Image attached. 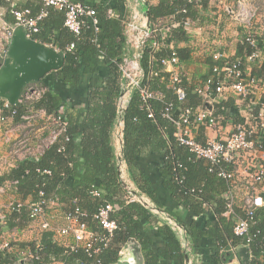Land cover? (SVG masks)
I'll return each instance as SVG.
<instances>
[{
  "label": "trees",
  "instance_id": "16d2710c",
  "mask_svg": "<svg viewBox=\"0 0 264 264\" xmlns=\"http://www.w3.org/2000/svg\"><path fill=\"white\" fill-rule=\"evenodd\" d=\"M71 1L94 10L97 24L93 25L90 18L84 17L79 34L74 35L64 26L62 11L45 8L38 0H28L22 8L12 5L11 0H0L3 10L0 17L10 25L16 24L12 16L14 10L27 9L31 17L43 10L46 12L32 38L60 51L64 64L39 82L48 91L34 107L43 109L48 115L56 114L62 107L66 124L56 143L37 159L19 162L0 175V186L17 182L10 190L16 198L13 209L4 220L9 228L36 220L30 218L32 206L41 205L45 215L57 208L64 220L66 216H73L85 224L97 239L94 243L97 252L60 245L53 239L54 233L44 229L38 241L8 242L5 249H0V264H116L120 253L132 240L134 244L130 246L134 254L142 257L143 264H186L187 247L200 255L209 252L210 261L216 264L233 259L243 264L238 250L247 248V264H264V207L258 208L249 221L248 235H234V215L244 217L242 203L236 200L234 213L224 215L227 184L218 175L220 170L228 172L233 167L223 163L212 165L197 158L177 143L174 122L163 117V112L171 105V114L190 111L193 122L195 112L205 104L197 89L205 87L207 80L215 75L213 68L221 66V62L213 60L211 55L206 56L202 61L206 67L204 74L196 79L189 78L186 70L193 61L189 35L181 26L170 29L162 45L154 50L152 41L161 39L158 32L146 42L139 61L143 72L140 88L147 89L155 97L144 102L140 89H132L126 108L120 111L118 100L125 92V81L119 65L123 57L131 55L125 35L129 21L126 0ZM146 2L150 27L162 31L171 24L172 17L176 22L181 17H191L200 24L206 18L198 13L194 1ZM207 4L208 0H200V8L204 11ZM108 11L111 17L107 16ZM246 38V34H241L236 57L230 61L241 62L240 69L254 78L255 87L242 97L231 91L216 93L215 84L210 86L211 116L217 126L249 125V122L254 124L264 119V111L260 113L264 110V97L255 106L250 102L254 90L264 83V59L247 61L255 47L250 46ZM255 40L257 47L262 49L261 39L255 36ZM70 45L73 48L68 50ZM173 52L180 63V83L176 86L184 94L182 100L169 85V73L159 63ZM238 100L242 101L241 105L236 103ZM249 112L255 115L248 118ZM120 122L122 146L118 155L113 134ZM193 125L191 123L190 127ZM195 126L201 130L207 128L203 124ZM121 162L136 190L180 228L182 240L168 222L159 221L137 202L121 199L125 194ZM263 186L264 177L256 184L260 191ZM165 195L170 202L163 201ZM261 195L264 200V192ZM16 204L21 207L14 208ZM106 204L114 207L109 218L116 228L111 235L95 219L100 207ZM204 206L208 207V212ZM182 241L187 247L182 246Z\"/></svg>",
  "mask_w": 264,
  "mask_h": 264
},
{
  "label": "built area",
  "instance_id": "2783aa9c",
  "mask_svg": "<svg viewBox=\"0 0 264 264\" xmlns=\"http://www.w3.org/2000/svg\"><path fill=\"white\" fill-rule=\"evenodd\" d=\"M43 7H53L64 13V26L74 35H78L81 26L84 24L83 18L91 19L93 25L97 24L95 19V11L81 5L80 3L71 0H38ZM147 1V0H142ZM154 1V0H153ZM197 5V10L200 15L221 17L232 19L239 22L241 29L246 34L247 43L255 47V51L247 57V61L259 59L261 56V49L256 45V32L253 31L251 22L256 17V7L250 3L251 0H208L207 9L204 11L200 8V0H189V2ZM147 3V2H146ZM139 0H126V7L128 8V22L125 26L126 44L131 50V55L123 57L122 63L119 65L121 78L125 81V92L118 100V109L121 111L126 108L129 101L130 90L140 89V96L145 102L155 97L145 88H140V82L143 78V72L140 67V57L143 48L148 40L153 39L155 35L160 32L161 39L153 40L151 47L155 50L162 45V40L165 33L170 29L181 26L183 30L192 39L199 30H202V24L193 20L191 17H181L178 22L171 18V24L162 31L160 28L147 27L146 22L142 19L139 13ZM186 13V11H182ZM12 16L16 20L15 25L6 23L0 17V66L6 58L8 48L12 42L14 29L18 26L22 27L26 32V37L33 39L32 35L38 32V23L46 16L43 10L35 17L30 16L27 9L14 10ZM107 16L111 17V11L107 12ZM34 40V39H33ZM73 45H70L68 50H71ZM213 60L220 61L221 66L213 68V75L210 77L203 89H197V93L203 97L205 103L211 104L209 88L215 84L216 93H224L231 91L234 94L245 97L248 90L255 87V80L253 77L246 76L240 69L241 62L239 60L230 61L223 51H211L210 54ZM160 65L163 70L170 75L169 85L175 90L177 98L182 100L184 94L181 88L176 85L180 83V63L173 52L169 58L161 59ZM223 75L220 78V75ZM216 76V78H215ZM48 89L40 83H31L27 85L21 92L17 104L10 105L6 100L0 99V144L8 147L6 154L1 157V162L13 167L15 164L29 160L37 159L44 153L46 149L56 143L59 136L64 132L65 123L63 121V108L60 107L56 114L48 115L43 109H35L34 104L41 100ZM172 106L168 105L163 112V117L172 120L175 124L174 137L177 143L185 148L197 158L205 159L212 165L227 164L231 165V171L220 170L219 176L227 184V192L225 195V216L233 214V206L236 200L242 204L244 217L234 215L235 225L233 233L236 236L248 235L249 221H252L253 216L258 208L264 207L263 197L256 187L264 177V166L256 162L258 152L264 151V119L261 118L259 122L249 125H237L233 128L231 133L224 140H209L204 144L197 142L190 135V125L203 124L209 129H214L217 126L215 119L211 116V111L207 109H198L195 112L193 122L190 120V111H185L178 115L176 121L173 120L174 114H171ZM148 117H152L151 114ZM122 123L117 126V142L118 155L122 146ZM247 155L251 158L248 166L244 169L239 168L238 159L240 155ZM239 177V178H238ZM238 183H242L239 188ZM17 182H11L0 186V195L10 191L16 186ZM242 191V196L239 197L238 191ZM94 196L97 193L94 192ZM127 202H137L147 208L151 213L159 214L153 207L149 200L144 197H138L131 192L127 195ZM21 204H16L14 208H20ZM113 206L106 204L101 206L95 219L109 235L116 228L114 221L110 220L109 215L113 211ZM13 209V204L9 205V210ZM44 210L41 205H35L31 208L30 218L41 220L40 227L42 230L49 229L50 225L44 219ZM172 229L178 235L182 234L180 228L169 218L164 216ZM65 221L67 226L57 231L60 236L72 235L76 242V247H81L89 252L97 250L94 248V243L97 241L94 235L88 232L85 224L79 223L76 217L66 216ZM249 239L247 240V243ZM7 244L3 245L6 248ZM75 247V246H74ZM57 264V263H56Z\"/></svg>",
  "mask_w": 264,
  "mask_h": 264
},
{
  "label": "crops",
  "instance_id": "0c3cea01",
  "mask_svg": "<svg viewBox=\"0 0 264 264\" xmlns=\"http://www.w3.org/2000/svg\"><path fill=\"white\" fill-rule=\"evenodd\" d=\"M11 1H12V5L18 8H22L27 3L28 0H11ZM250 3H252V5L256 7L257 12H256L255 19L257 22H260V27L258 30L259 32H258V35L256 33V36L261 39V42L263 45L261 49V56H260V59L263 60L264 59V14L262 12L264 11V0H251ZM2 14H3V10L0 9V16H2ZM201 24L203 25L201 26L203 27L202 30H199L196 36H194L190 40V43H189V46L192 48L193 61H192V64L186 70V73L189 76V78L194 77L195 79L199 77L200 75L204 74V72L206 71V67L202 61L206 56H209L211 51H217V50L223 51L228 57V59H232V60L235 59L236 45L240 39L241 34H243V31L241 28H237L235 29V32H232L233 27L229 23V20L227 21V18L225 16L224 18L221 17V19L216 18V15L206 16V18L204 19V22H202ZM225 92L227 93V91ZM263 97H264V83H262L260 86L257 87V89L254 90L253 98L250 99V102L253 106H255L259 103V100H261V98ZM236 103L241 105L242 101L238 100ZM211 106H212V102L210 104V107ZM211 110H212V107L210 111ZM262 111L264 110L261 109L260 113ZM249 113L250 115H248V118L255 115L254 112H249ZM242 114L247 116L244 111H242ZM249 124H252V123L249 122ZM233 128L234 127L228 123L225 126H217L214 129L204 128V130H201L200 127L193 125L190 127V135L192 138H194L196 141L200 143H203L209 140H224L226 137H228V135L231 133ZM117 137H118V134H117V129H116L113 134L114 146H115L116 151H118ZM7 150H8L7 146L0 144V175L9 171V169L12 168L10 165H8V163L4 165L1 162V157H3L6 154ZM258 158L259 159H256V162L264 166V151L258 152ZM249 162H251V158H248L247 155L241 154L240 158L238 159L239 168L240 169L246 168ZM120 172H121V180L124 184L123 188L125 191V194L121 197V199L126 200L128 193L131 192L135 196L144 197L147 200H149L146 196L140 194L136 190V187L129 179L126 166L124 163L120 164ZM238 186L239 188H241L242 183H238ZM260 192L261 193L264 192V186L261 188ZM237 194H239V197L242 196V191L241 190L238 191ZM163 197H164L163 201L165 203L170 202L167 195ZM15 199L16 198L13 192L11 191H7L6 193L0 195V249H5L3 248V245L7 244L8 242L25 244L26 242H30V241H38L43 231L40 227V224L42 221H39V220L30 221L21 227L16 226V227L9 228L7 226L8 224L4 222L5 215L9 212V205L13 203ZM168 205L171 209L174 208L172 204L169 203ZM203 208L206 212H208L207 206H204ZM158 212L159 214L151 213V212L150 213L153 216H155L159 221L168 222L166 218L164 217V216L167 217V215L160 211ZM48 213H50L49 216H47ZM48 213L44 216V219L47 220L49 224L52 225L49 229L50 231L54 233L53 239L60 245H63L66 247L76 246V242L74 241L72 235L60 236L57 234V231L59 229H62L65 226H67V223L64 220L61 212L57 208H52ZM53 225L56 227H54ZM178 236L182 240L183 233L179 234ZM132 244H134V241L131 242L129 245H126L123 251L120 253V257H122V259L127 260L129 262H132L134 255H136L134 254L130 246ZM182 246L187 247L186 243L183 241H182ZM187 251H188V256H187L186 264H216L210 261L209 252H207V255H204L203 253H201L200 255V253L198 252L197 253L191 252L190 248L188 247H187ZM20 253L22 255H25L24 252L20 251ZM223 264H240V262L238 259H233Z\"/></svg>",
  "mask_w": 264,
  "mask_h": 264
},
{
  "label": "water",
  "instance_id": "95a60500",
  "mask_svg": "<svg viewBox=\"0 0 264 264\" xmlns=\"http://www.w3.org/2000/svg\"><path fill=\"white\" fill-rule=\"evenodd\" d=\"M139 4V13L148 27L147 3L139 0ZM63 64L64 55L60 51L27 38L25 30L20 26L16 27L6 58L0 66V99L6 100L10 105L17 104L22 90L27 85L39 83L49 73L60 70ZM204 109L210 111L211 107L205 103ZM178 115L179 112L176 111L173 116L174 121L177 120ZM238 254L241 262L247 264L248 249L240 248ZM116 264H143V260L139 255H134L132 262L120 257Z\"/></svg>",
  "mask_w": 264,
  "mask_h": 264
},
{
  "label": "rangeland",
  "instance_id": "374dc122",
  "mask_svg": "<svg viewBox=\"0 0 264 264\" xmlns=\"http://www.w3.org/2000/svg\"><path fill=\"white\" fill-rule=\"evenodd\" d=\"M257 12V11H256ZM216 13V15H218L217 14V12H215ZM263 14H264V11L262 12ZM217 18V17H216ZM229 20V23L232 25V32H235V29H237V28H241V24L239 23V22H237V21H233L232 19H229V18H227V21ZM234 25V26H233ZM251 25H252V28H253V31H255L256 33H257V35H258V30H259V27H260V22H257L256 21V19H254L252 22H251ZM216 26V25H215ZM220 26H221V24H220ZM234 34V33H233ZM39 221H41V220H39ZM50 225V227L52 226L51 224H49ZM54 226V225H53ZM54 227H56V226H54Z\"/></svg>",
  "mask_w": 264,
  "mask_h": 264
}]
</instances>
